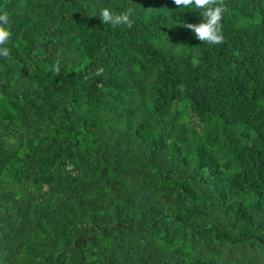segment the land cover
<instances>
[{
	"label": "trees",
	"instance_id": "trees-1",
	"mask_svg": "<svg viewBox=\"0 0 264 264\" xmlns=\"http://www.w3.org/2000/svg\"><path fill=\"white\" fill-rule=\"evenodd\" d=\"M224 5L210 45L173 0H0V264H264V0Z\"/></svg>",
	"mask_w": 264,
	"mask_h": 264
},
{
	"label": "clouds",
	"instance_id": "clouds-1",
	"mask_svg": "<svg viewBox=\"0 0 264 264\" xmlns=\"http://www.w3.org/2000/svg\"><path fill=\"white\" fill-rule=\"evenodd\" d=\"M174 5L178 8H191L199 13L202 17L199 23H183V27L194 33L195 39L201 43L210 45L221 44L224 40L222 35L223 13L226 11L224 0H173ZM132 10L114 14L109 8L105 7L100 10L99 18L103 24H110L113 27L126 25L128 28L133 26L130 19ZM9 23L8 15L0 14V57H8L9 49L3 47L11 33L3 26ZM54 70L59 73V65H54ZM103 68H98L95 75H101Z\"/></svg>",
	"mask_w": 264,
	"mask_h": 264
}]
</instances>
